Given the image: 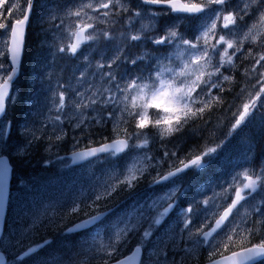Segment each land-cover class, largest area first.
I'll list each match as a JSON object with an SVG mask.
<instances>
[{"label":"snow or ice","instance_id":"snow-or-ice-1","mask_svg":"<svg viewBox=\"0 0 264 264\" xmlns=\"http://www.w3.org/2000/svg\"><path fill=\"white\" fill-rule=\"evenodd\" d=\"M33 20L44 59L79 61V76L61 69L53 88L47 72L45 103L17 121ZM245 129L264 140V0H0V264H264L255 135L212 195L181 203L184 177L214 173ZM65 145L108 169L67 212L33 210L23 170Z\"/></svg>","mask_w":264,"mask_h":264},{"label":"rangeland","instance_id":"rangeland-1","mask_svg":"<svg viewBox=\"0 0 264 264\" xmlns=\"http://www.w3.org/2000/svg\"><path fill=\"white\" fill-rule=\"evenodd\" d=\"M41 2H49L50 6L52 0H41ZM63 0H61V3ZM23 3V0H21ZM59 23V21H56ZM32 30L33 35L31 36V42L25 52L27 53V58H25L24 67L26 68V77L29 82L27 84H22L25 88V92L33 100L32 106L33 109H38L43 103H45V97L48 95L49 81L46 78V73L51 71L54 73L53 80L51 85L53 88L56 86V75L61 74V69H63V81H66L72 77V74L75 73L76 76H79V72L76 71L79 61L71 60H61L57 58L56 62L53 64L51 57H48L46 60L44 57L47 56V52L44 49L39 47V37H37L35 32V21H32ZM142 45H136L129 49L131 54H136L142 50ZM111 54V51L109 52ZM243 69H241L242 71ZM74 83V81H73ZM21 85L18 82V90H20ZM230 126V117L229 120L223 122L222 127H220V133L222 136L226 134ZM255 135V140L258 138V130L255 129H245L239 135H236L229 144L228 148L221 155L218 167L213 172L204 173L198 177L189 176L184 177V192L185 197L182 198L181 203L186 207L187 204L185 200L191 201L202 200L204 196L212 195V188L215 187L220 181L218 177H222L225 173L231 171L234 166L241 164L244 161L245 155L247 154L248 142L245 137L249 135ZM71 135V133H70ZM65 145L60 152L59 156L63 159H57V154L55 149L51 154L44 152L41 148L36 154L41 155V158L44 160V163H48L47 159L51 160V164L57 173L48 180L41 181L39 177H29L26 178L29 180V188L27 200L29 205L36 211H42L47 209L48 213L51 215L53 213L63 214L68 211L71 206V202L75 199H78L83 194L89 192L91 186L96 183L98 177H102V173L108 169L107 164L99 163H87L78 168H70L66 155ZM69 148V147H68ZM36 157V156H34ZM123 163V162H121ZM216 191H219V188H216ZM13 206L15 207V198L19 195L15 187V182H13ZM151 194V193H149ZM98 229L93 228L91 231H96ZM67 235V234H66ZM87 235V232L84 234ZM82 235V236H84ZM82 236H67L68 242L75 244L82 242ZM56 240V245L54 247L58 252H63L64 249L60 248V241L63 237L58 235L50 234V237ZM207 253H203L202 262H206L204 257ZM79 259H84L83 256Z\"/></svg>","mask_w":264,"mask_h":264},{"label":"trees","instance_id":"trees-1","mask_svg":"<svg viewBox=\"0 0 264 264\" xmlns=\"http://www.w3.org/2000/svg\"><path fill=\"white\" fill-rule=\"evenodd\" d=\"M32 33H33V30H30L29 33H28L30 39H31ZM29 42H31V40ZM29 42L27 44V47L29 46ZM25 73H26V68L23 65L22 75L20 77L22 84H27L29 82V80L27 78H25L26 75H27V74L25 75ZM27 95H28L27 92H25L24 90H20L19 91V95H18V99H17V102L15 104L14 109L13 108L9 109V113H8L9 116L15 118V120H17V121L23 119L25 117V114H27L26 104L28 103V100L30 99V96L27 97ZM228 99L231 100L232 97L229 96ZM239 103H240V101L237 100L236 104H239ZM216 115H219V113L218 112L213 113V123H215ZM226 115L228 117H230V113H226ZM219 131H220V128L217 130V135L218 136L221 135V133ZM175 143H176L175 140L172 141L169 144V147L171 148L172 145L175 144ZM254 143L256 144L257 153H259L262 149H264V140L260 139L259 136H258V138L256 140H254ZM151 148H152L153 153L155 154L159 150V144L158 143L153 144V145H151ZM35 156L36 157L32 158L30 165L26 166L25 169L23 170L24 174L28 176L27 178H29L30 176H33L35 174L39 175L40 172L42 170H44V168L42 166L41 155L38 154V156H37V154H35ZM42 179L43 178H40L41 181H43Z\"/></svg>","mask_w":264,"mask_h":264},{"label":"water","instance_id":"water-1","mask_svg":"<svg viewBox=\"0 0 264 264\" xmlns=\"http://www.w3.org/2000/svg\"><path fill=\"white\" fill-rule=\"evenodd\" d=\"M70 159H71V165H79V164L87 161V160H76V161H73L71 155H70ZM2 225H3V223L0 222V231H2Z\"/></svg>","mask_w":264,"mask_h":264},{"label":"bare ground","instance_id":"bare-ground-1","mask_svg":"<svg viewBox=\"0 0 264 264\" xmlns=\"http://www.w3.org/2000/svg\"><path fill=\"white\" fill-rule=\"evenodd\" d=\"M32 35H33V33H32ZM38 37V36H37ZM25 116H26V114H25Z\"/></svg>","mask_w":264,"mask_h":264}]
</instances>
